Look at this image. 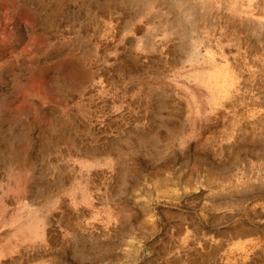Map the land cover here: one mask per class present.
<instances>
[{"label": "rangeland", "instance_id": "374dc122", "mask_svg": "<svg viewBox=\"0 0 264 264\" xmlns=\"http://www.w3.org/2000/svg\"><path fill=\"white\" fill-rule=\"evenodd\" d=\"M0 264H264V0H0Z\"/></svg>", "mask_w": 264, "mask_h": 264}]
</instances>
